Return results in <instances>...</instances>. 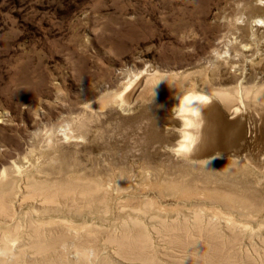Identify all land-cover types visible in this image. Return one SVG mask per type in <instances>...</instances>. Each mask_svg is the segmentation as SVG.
Returning <instances> with one entry per match:
<instances>
[{"label": "rangeland", "instance_id": "374dc122", "mask_svg": "<svg viewBox=\"0 0 264 264\" xmlns=\"http://www.w3.org/2000/svg\"><path fill=\"white\" fill-rule=\"evenodd\" d=\"M215 93L239 102L231 117L216 97L223 123L239 122L224 123V144L206 154L175 152L181 99ZM212 158L223 162H200ZM81 178L101 188L56 205L28 195L29 181ZM9 181L0 233L17 223L21 241L30 224L67 236L47 256L21 248L23 260L264 264V0H0V184ZM193 227L224 241L214 262L186 246ZM137 230L157 263L109 240ZM77 234L93 240L82 262Z\"/></svg>", "mask_w": 264, "mask_h": 264}, {"label": "bare ground", "instance_id": "6f19581e", "mask_svg": "<svg viewBox=\"0 0 264 264\" xmlns=\"http://www.w3.org/2000/svg\"><path fill=\"white\" fill-rule=\"evenodd\" d=\"M216 97L221 98L223 108L229 115H231V117H236L238 115L239 105L234 106V104L239 102L235 99V97L226 93H215L212 96L188 95L183 97L180 101V107L178 110L183 119L184 140L178 144V148L175 149V152H182L190 157H198L206 154L209 149L216 147L218 144H220L218 146L224 144L222 142L226 138L223 134L226 132L225 124L230 126L232 123L237 124L239 120L227 122L224 119V124L218 110L219 107L216 106ZM228 144L230 143H225L224 147L226 148ZM216 159L219 164L223 162V159ZM216 159H206L200 162L204 165H211ZM2 182L0 184V212L4 211V213L8 214L6 211H8L9 202L12 201L15 193L14 182ZM28 185H31L29 189L30 192L28 193L29 197L38 199L42 204L53 205L59 204L62 198H70L73 201L79 197L86 198L93 195L94 192L99 191V188H101V186L97 183H93L85 178H81V180L77 179L75 181H65L60 184H49L46 183V181L34 180L29 181ZM6 220L7 218H0V222ZM195 223L198 224L197 222ZM16 224L17 223H15V227H19L20 229L19 224ZM28 227L29 228L27 229L25 236L22 238V241L17 237L19 229L12 230L11 232L0 233V264H18L20 259H24L21 249L23 247L26 249H32L35 253L47 256L52 248H54L57 244H62L67 239L66 234L59 232L58 230H54L51 235L46 231V229L44 230L42 226L30 224ZM193 229L196 233H193L192 236L195 237H193L190 242H185L186 246L192 250H196V252H198L206 260L207 256H210V258L212 257L213 261H210L209 263L214 262V259L218 258V255H220L221 249L226 247L223 243L224 241L216 238V236L212 234L208 236V238H203V234H201L200 231L202 229L201 227H193ZM212 230L214 229L212 228L211 231ZM150 237L151 236L147 231L144 232V230H137L133 232L127 231L122 237H111L109 240L116 244L119 251H122L127 256H131L133 259H140L149 263H155L156 261L157 263V259H155V257L148 255L151 254L148 252L151 244ZM177 237V235H171L169 239L170 241L177 242L179 241ZM73 240L75 241L76 247L74 248H76L78 253L77 256L82 262L89 257V253H92V248H94L93 240H85L79 234L75 235ZM16 242H20L19 250L17 251H15L13 247ZM179 242H181V240ZM86 247H89V249H86ZM23 261L24 262H22V264H67L64 262L65 258L62 260L59 259L58 261L47 259H43L42 261ZM223 263L225 262H215L214 264ZM72 264L78 263L73 262Z\"/></svg>", "mask_w": 264, "mask_h": 264}]
</instances>
